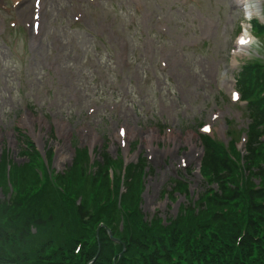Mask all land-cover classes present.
Returning <instances> with one entry per match:
<instances>
[{
	"label": "rangeland",
	"instance_id": "374dc122",
	"mask_svg": "<svg viewBox=\"0 0 264 264\" xmlns=\"http://www.w3.org/2000/svg\"><path fill=\"white\" fill-rule=\"evenodd\" d=\"M255 1L251 15L264 22V0H0V161L28 162V139L50 155L51 171L84 148L91 163L103 150L145 158V217H176L204 190L203 154L189 136L201 149L206 134L244 151L236 75L245 61L264 64V47L256 40L237 59L233 51L240 29L251 32L242 8ZM174 180L189 194L171 195Z\"/></svg>",
	"mask_w": 264,
	"mask_h": 264
},
{
	"label": "trees",
	"instance_id": "16d2710c",
	"mask_svg": "<svg viewBox=\"0 0 264 264\" xmlns=\"http://www.w3.org/2000/svg\"><path fill=\"white\" fill-rule=\"evenodd\" d=\"M237 84L249 118L244 155L201 136L204 190L165 222L140 207L145 158L123 169L105 150L90 163L84 148L50 174L29 139L28 162L4 154L0 264H264V64L243 66ZM173 185L171 195L189 194L186 181Z\"/></svg>",
	"mask_w": 264,
	"mask_h": 264
},
{
	"label": "bare ground",
	"instance_id": "6f19581e",
	"mask_svg": "<svg viewBox=\"0 0 264 264\" xmlns=\"http://www.w3.org/2000/svg\"><path fill=\"white\" fill-rule=\"evenodd\" d=\"M258 3H255L254 6H251L249 9H248V12H249V15L251 14H255L257 15L258 14ZM254 43V40L252 38V35L249 33V31L246 29L244 30V33L240 36V38L238 39L236 45H235V56L237 55H240L246 51L249 50V48L251 47V45ZM66 126L65 123H62L61 124V127L64 128ZM64 130V129H63ZM123 135L119 134L116 138L120 141L121 140H124V138H126V132H125V129H123ZM121 132V131H120ZM130 133L134 134V131H130ZM169 138H172L174 139V137H169ZM154 137L153 135H150L149 138H148V143L150 145V148L152 146V142L154 141ZM92 143L95 142V137L92 138ZM187 142L192 146V148L195 150V153L199 156L202 152L201 148L197 146V143L193 141L192 137L189 136L187 138ZM152 150V149H151ZM153 151V150H152ZM189 157V156H187ZM182 161H184V158L182 159ZM62 162V158L59 156L58 160H57V163L60 164Z\"/></svg>",
	"mask_w": 264,
	"mask_h": 264
},
{
	"label": "snow or ice",
	"instance_id": "6c2138e0",
	"mask_svg": "<svg viewBox=\"0 0 264 264\" xmlns=\"http://www.w3.org/2000/svg\"><path fill=\"white\" fill-rule=\"evenodd\" d=\"M209 130H210V129H209L207 126H206L205 129H204V131H209ZM123 131H124V130L121 129V132H120L121 135H123Z\"/></svg>",
	"mask_w": 264,
	"mask_h": 264
}]
</instances>
